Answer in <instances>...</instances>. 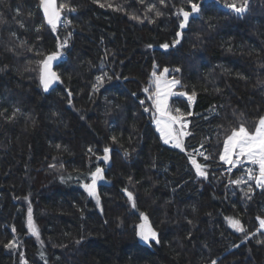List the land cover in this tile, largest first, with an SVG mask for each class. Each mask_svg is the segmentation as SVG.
<instances>
[{"label":"trees","instance_id":"1","mask_svg":"<svg viewBox=\"0 0 264 264\" xmlns=\"http://www.w3.org/2000/svg\"><path fill=\"white\" fill-rule=\"evenodd\" d=\"M192 2L180 29L189 0H57L75 12L62 48L40 0H0V264H264V187L246 178L251 165L219 159L233 128L253 133L264 117V0L242 14L228 5L244 0ZM57 52L66 59L45 92L40 62ZM154 67L193 97L169 105L188 122L183 150L152 125ZM195 151L208 155L196 160L206 177ZM97 167L100 209L84 187ZM141 212L153 242L137 235Z\"/></svg>","mask_w":264,"mask_h":264},{"label":"snow or ice","instance_id":"2","mask_svg":"<svg viewBox=\"0 0 264 264\" xmlns=\"http://www.w3.org/2000/svg\"><path fill=\"white\" fill-rule=\"evenodd\" d=\"M164 0H161L163 3ZM191 11H186L184 8L179 9V15L183 17V19L179 23L180 29H183L190 18V15L195 14L199 11V5L197 3L189 0ZM40 6L44 12L45 19L49 25H51L52 29L55 30L58 22L61 17V10L65 9L67 5L60 4L59 8L56 6V0H40ZM103 6V5H101ZM232 11L237 14H242L247 10V0H244V4L240 7L233 5H228ZM157 15L160 13L157 11ZM180 32H177V37L180 36ZM67 42L65 41V44ZM161 47L167 48L168 45L164 44ZM59 53H54L48 55L43 61H41V70H40V82L44 87V90L47 91L49 86L59 80L58 74L52 69V62L57 59ZM167 69L164 70L163 73H160L159 76L156 73H153L155 77V86L156 92L153 94L155 99L153 100V106L156 108L157 112L160 113V116L167 117L164 126L161 127V120H154V123L157 124L158 131L161 132V138L164 140V143H169V141H174V146L181 148L183 150V137L188 135L186 131L183 129H187L188 124L183 120V113H180V110L177 109V115H169L167 105H168V96L171 93V89L175 88L180 84L179 80L173 79L170 81H163L162 77L167 73ZM176 71H180V69H176ZM106 75V74H105ZM110 79V77H109ZM98 83L103 82V77H97ZM162 83L164 84V88L162 89ZM95 90V89H94ZM146 92L149 89H145ZM179 95H186V93H179ZM193 95H195L193 93ZM192 96H189V101L192 100ZM71 103V101H69ZM148 111V109H145ZM190 114V113H189ZM179 125V127H175ZM115 139V138H113ZM91 151V149H90ZM109 149H104V159L107 161ZM201 156H204V153H199ZM235 157V159H233ZM241 157L245 158L250 164L258 165L259 175L256 176L257 186L264 187V117L259 119L258 125L255 128L254 133H250L249 130L241 124L238 129L233 128L231 130V134L227 136L223 143V152L220 154L219 159L225 164L232 165V167L237 166V162H241ZM207 159V156H204ZM190 161L192 165L195 167L197 176L206 177L207 173L203 170V167L197 163L196 159L190 157ZM230 170V169H229ZM102 169L97 167L95 172L91 173V183L85 184L84 187L87 190L89 196H93L97 200V204H99V197L96 194V184L98 180L103 179ZM250 178H251V170H249ZM242 181L234 180L232 183L240 184ZM251 191V189H249ZM128 198L132 201V194L127 193ZM132 207L135 208V203H132ZM140 219L143 221L140 225L137 226L138 231L137 235L144 242H148L150 239L155 240L157 238V233L151 228V226L147 223V217L144 213H140ZM230 227L234 228L238 232H243L244 229L241 227V224L238 220H233L228 218ZM260 224L264 227V220H260ZM29 228L32 231L33 235H37L35 228L31 224V208L29 207ZM247 238V237H246ZM6 247H15V242H10ZM213 264H216L213 261Z\"/></svg>","mask_w":264,"mask_h":264},{"label":"rangeland","instance_id":"3","mask_svg":"<svg viewBox=\"0 0 264 264\" xmlns=\"http://www.w3.org/2000/svg\"><path fill=\"white\" fill-rule=\"evenodd\" d=\"M74 12V10H71L70 8H68V7H66L65 9H63V10H61V15L64 17V19H69L70 20V16L72 15V13ZM61 46H62V48H66V47H64L63 46V43L61 44ZM156 67H154V71L152 72V75H151V78H150V82H149V87H150V89H151V100H152V104H153V100L155 99V97H154V93L156 92V86H155V77L153 76V73L156 71ZM165 70V69H164ZM164 70H162L161 72H155L156 73V75L157 76H159L160 75V73H163L164 72ZM162 79V82L163 81H170V80H173L174 78L169 74V71H167V73H165V75L161 78ZM177 87H178V85L175 87V88H173V89H171V93L169 94V96H168V105H167V109H168V113H169V115H174L171 111H170V109H169V105H170V100H171V98H173V97H178V96H182V98H185L186 100H188V102L189 103H191V101H189V99H188V97L187 96H184V95H179V92L177 91ZM164 88V84L162 83V89ZM154 120H161V127H163L164 126V123L166 122V120H167V117H161L160 116V113H158L157 112V110H156V108L153 106V110H152V113H151V121H152V125H153V127H154V129H155V131H156V134H157V136H158V138H159V140H160V142L162 143V145H164V146H170V147H173V148H179V147H175L174 146V141H169V143H164V140L161 138V132L160 131H158V127H157V124L156 123H154ZM184 120V119H183ZM185 121V120H184ZM185 122H187V121H185ZM187 124H188V122H187ZM175 127H179V125H176ZM183 131H186L187 133H188V131H187V129H183ZM255 132V131H254ZM253 132V133H254ZM187 136V135H186ZM186 136H184L183 137V141H184V139H185V137ZM183 146V145H182ZM180 149V148H179ZM197 152H200V151H197ZM196 152H186V154L187 155H189V158L190 157H193V156H191L192 154H195ZM105 155V154H104ZM104 155L102 156V158H101V160L106 164V165H108L109 164V160H108V158H107V161H105V159H104ZM206 156L208 157V155L206 154ZM108 157H109V152H108ZM197 159H200V158H197ZM233 159H235V157H233ZM241 161H242V163L241 162H237V164H242V165H251L250 167H253V168H255L257 171L256 172H259V169H258V165H253V164H250L245 158H243V157H241ZM224 163V162H223ZM103 172H104V170L102 169V176H103ZM259 174H257V176H258ZM256 180V179H255ZM106 181H105V179H104V176H103V179H101V180H98L97 181V184H96V188H97V186L98 185H100V184H103V183H105ZM91 183V182H90ZM85 191H86V194L89 196V194H88V192H87V190L85 189ZM90 198H91V200H92V202L95 204V206L98 208V209H100V202H99V204H97V200H96V198L95 197H93V196H89ZM30 229V228H29Z\"/></svg>","mask_w":264,"mask_h":264},{"label":"built area","instance_id":"4","mask_svg":"<svg viewBox=\"0 0 264 264\" xmlns=\"http://www.w3.org/2000/svg\"><path fill=\"white\" fill-rule=\"evenodd\" d=\"M74 14H75V12L72 13V15H74ZM59 27L66 32V35L62 39V43H63L64 47H67L68 39L70 37H72V34H73V30L70 29V20L69 19H64V17L61 15V19H60V22H59ZM65 41L67 42L66 44H65ZM65 59H66V53H63L60 56V60L63 61ZM199 153H201V152H196L195 154H192L191 156H193V158H196V159L197 158H200V159H203V160H207L208 159V158L207 159L204 158V156H206V154H204V156H201ZM229 169L233 170L235 168L230 166ZM249 170H251V173H252L251 178H253L255 175H257L255 170H253L251 168H248V169L245 170L247 178L251 179L250 178V174H249Z\"/></svg>","mask_w":264,"mask_h":264},{"label":"water","instance_id":"5","mask_svg":"<svg viewBox=\"0 0 264 264\" xmlns=\"http://www.w3.org/2000/svg\"><path fill=\"white\" fill-rule=\"evenodd\" d=\"M56 6H57V8H58L57 0H56ZM39 10H40V13H41V15H42V18H43V21H44L45 25H46L47 27H49V28H52L51 25H49V24L47 23V21H46V19H45V16H44V12H43V10H42L40 4H39ZM191 16H193V14L190 15V18H191ZM190 18H189V19H190ZM58 26H59V22H58V24H57L56 29L58 28ZM59 62H60V59H59V55H58L57 59L54 60V61L52 62V69H53L54 71H55V68L57 67V65L59 64ZM40 70H41V67H40ZM58 81H59V80L53 82V83L49 86V89H48L47 91L44 90V87H43V85L41 84V82H40V84H41L43 90H44L45 92H48V91L54 89V88L58 85ZM142 223H143V222H142ZM147 223H148V224L151 226V228L156 232V230H155L154 227L150 224V222L147 221ZM156 233H157V232H156ZM142 241H143V240H142ZM153 241H154V240H151V239H150V240L148 241V243H149V242H153ZM143 242H144V241H143Z\"/></svg>","mask_w":264,"mask_h":264},{"label":"bare ground","instance_id":"6","mask_svg":"<svg viewBox=\"0 0 264 264\" xmlns=\"http://www.w3.org/2000/svg\"><path fill=\"white\" fill-rule=\"evenodd\" d=\"M251 169H253V170H255V171H257L255 168H253V167H250ZM257 174H259V172H256Z\"/></svg>","mask_w":264,"mask_h":264}]
</instances>
